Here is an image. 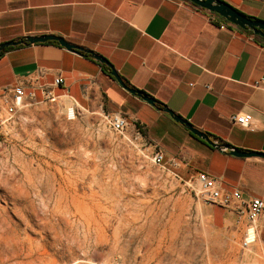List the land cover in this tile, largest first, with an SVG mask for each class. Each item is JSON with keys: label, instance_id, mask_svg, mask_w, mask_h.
I'll list each match as a JSON object with an SVG mask.
<instances>
[{"label": "crops", "instance_id": "0c3cea01", "mask_svg": "<svg viewBox=\"0 0 264 264\" xmlns=\"http://www.w3.org/2000/svg\"><path fill=\"white\" fill-rule=\"evenodd\" d=\"M224 1L264 21V0ZM44 34L102 56L127 85L215 143L264 153V44L218 15L186 0H0V44ZM57 76L63 81L51 88L59 103L67 97L84 111L125 115L130 128L141 127L159 143L165 169L179 180L205 172L220 178L221 194L238 188L243 200H264L263 158L210 146L123 89L108 66L88 54L48 41L8 46L0 53V95L19 84L40 101L39 86ZM238 113L251 115L246 127L232 122ZM235 210L236 203L209 208L212 227L237 244L244 220ZM231 255L232 264H264V214L255 241L236 246Z\"/></svg>", "mask_w": 264, "mask_h": 264}, {"label": "rangeland", "instance_id": "374dc122", "mask_svg": "<svg viewBox=\"0 0 264 264\" xmlns=\"http://www.w3.org/2000/svg\"><path fill=\"white\" fill-rule=\"evenodd\" d=\"M66 99L0 126V264L233 263L241 240L212 227L196 182Z\"/></svg>", "mask_w": 264, "mask_h": 264}, {"label": "built area", "instance_id": "2783aa9c", "mask_svg": "<svg viewBox=\"0 0 264 264\" xmlns=\"http://www.w3.org/2000/svg\"><path fill=\"white\" fill-rule=\"evenodd\" d=\"M220 27H225V23ZM63 79L57 76L49 85H40L42 99L35 101L33 93H26L22 85H14L6 87L4 92L0 95V126L10 120L15 113L29 104H37L43 102L55 101L57 96L52 92V86L59 85ZM105 124L114 133H123L130 130V138L146 146L150 152L151 161L157 166L165 169L164 165V151L158 142L152 140L144 135L141 127H129V121L125 115L120 113H107L103 115ZM231 120L242 127H246L252 117L248 113H238L232 115ZM231 148L224 145L220 146V150L229 152ZM176 177V176H175ZM188 182H196L200 193L205 200L224 208L230 207L231 204L236 203V213L238 217L244 220L243 234L241 238V246L248 247L253 243L257 236V221L264 214V200L258 197H250L243 200L240 197V190L234 188L231 192L221 194L220 178L209 176L205 172H198L194 179L187 180ZM186 183V181H184Z\"/></svg>", "mask_w": 264, "mask_h": 264}, {"label": "water", "instance_id": "95a60500", "mask_svg": "<svg viewBox=\"0 0 264 264\" xmlns=\"http://www.w3.org/2000/svg\"><path fill=\"white\" fill-rule=\"evenodd\" d=\"M191 4L206 9L210 12H213L226 20L228 23L240 28L251 31L254 35H259L264 37V21L261 19H257L251 16H247L242 13L229 3L224 0H187ZM45 41H56L61 46L65 47L68 50L75 51L77 53L84 52L88 54L93 59L97 60L99 63L108 66L110 70V75L117 81V83L125 89L127 92L140 97L145 102L149 103L152 106L157 107L159 110L166 112L175 122L184 126L187 130H189L192 134L204 140L210 146L220 149L221 144L215 143L205 132L200 131L199 129L193 127L188 121L181 118L179 115L174 113L169 108L164 105L158 106L156 100L153 97L146 95L143 91L135 89L127 85L123 79L119 76L116 70L112 67V65L104 59L102 56L94 53L92 50L85 49L81 46L69 43L61 36L53 35V34H44L39 36H26L23 39L15 40V41H6L0 44V51L5 49L8 46H15L19 44H27V43H36V42H45ZM228 147V146H226ZM230 148V147H229ZM229 153L238 157H249V156H258L264 159L263 152L257 151H244L239 150L237 148H231Z\"/></svg>", "mask_w": 264, "mask_h": 264}, {"label": "trees", "instance_id": "16d2710c", "mask_svg": "<svg viewBox=\"0 0 264 264\" xmlns=\"http://www.w3.org/2000/svg\"><path fill=\"white\" fill-rule=\"evenodd\" d=\"M187 1V0H186ZM188 2V1H187ZM190 3V2H189ZM191 4V3H190ZM193 5V4H192ZM195 6V5H194ZM211 13H213V12H211ZM243 13V12H242ZM215 14V13H214ZM217 15V14H216ZM247 16H249V15H247ZM220 17V16H219ZM252 17V16H251ZM226 21V20H225ZM242 30H244V31H247L250 35H252L256 40H258L259 42H261V43H263L264 44V37H261V36H259V35H254L251 31H248V30H246V29H242ZM48 42H54V43H57L56 41H48ZM0 53H1V51H0Z\"/></svg>", "mask_w": 264, "mask_h": 264}, {"label": "bare ground", "instance_id": "6f19581e", "mask_svg": "<svg viewBox=\"0 0 264 264\" xmlns=\"http://www.w3.org/2000/svg\"><path fill=\"white\" fill-rule=\"evenodd\" d=\"M59 98H56L55 102L58 100ZM76 105V104H75ZM68 113L73 117L74 116V103L71 102V106L68 107L67 109Z\"/></svg>", "mask_w": 264, "mask_h": 264}]
</instances>
